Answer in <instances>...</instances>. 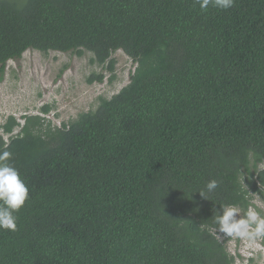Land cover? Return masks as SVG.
<instances>
[{
  "label": "trees",
  "instance_id": "trees-1",
  "mask_svg": "<svg viewBox=\"0 0 264 264\" xmlns=\"http://www.w3.org/2000/svg\"><path fill=\"white\" fill-rule=\"evenodd\" d=\"M27 50L90 52L88 84L135 67L59 127L1 126L29 198L0 264H232L216 220L264 197V0H0V75Z\"/></svg>",
  "mask_w": 264,
  "mask_h": 264
},
{
  "label": "rangeland",
  "instance_id": "rangeland-1",
  "mask_svg": "<svg viewBox=\"0 0 264 264\" xmlns=\"http://www.w3.org/2000/svg\"><path fill=\"white\" fill-rule=\"evenodd\" d=\"M92 58L90 52L78 56L27 50L19 59L8 61L3 76L0 75V133L9 116L22 123L23 115H40L51 128L59 127L94 109L99 97L110 98L129 82L135 64L125 53L117 51L113 54L115 79L110 82L109 74L104 72L103 82L88 84L86 80L92 72L102 71L92 63ZM46 105L50 110L44 114L41 108ZM18 130L16 127L14 132ZM249 196V207L264 217V197L257 193ZM218 237L222 240L221 235ZM225 246L233 257L232 264H264V238L249 240L231 236Z\"/></svg>",
  "mask_w": 264,
  "mask_h": 264
},
{
  "label": "clouds",
  "instance_id": "clouds-1",
  "mask_svg": "<svg viewBox=\"0 0 264 264\" xmlns=\"http://www.w3.org/2000/svg\"><path fill=\"white\" fill-rule=\"evenodd\" d=\"M201 10L206 11L211 4L219 9H229L234 0H197ZM12 153L4 151L0 153V228L15 231L18 217L16 212L29 198V189L25 181L20 177L17 168L5 161H10ZM206 189L209 192L218 187V181L213 179L207 182ZM202 197L203 193L199 192ZM240 208L234 205L226 206L221 210L216 223L220 231L227 236L247 238L255 240L264 238V217L254 207H249L241 216Z\"/></svg>",
  "mask_w": 264,
  "mask_h": 264
}]
</instances>
